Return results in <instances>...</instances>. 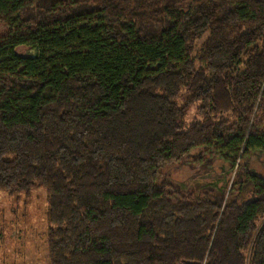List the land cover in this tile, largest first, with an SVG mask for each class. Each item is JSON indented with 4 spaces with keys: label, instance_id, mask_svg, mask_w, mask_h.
<instances>
[{
    "label": "trees",
    "instance_id": "obj_1",
    "mask_svg": "<svg viewBox=\"0 0 264 264\" xmlns=\"http://www.w3.org/2000/svg\"><path fill=\"white\" fill-rule=\"evenodd\" d=\"M0 24V193L44 189L49 264H264V0H0ZM217 158L221 185L164 172Z\"/></svg>",
    "mask_w": 264,
    "mask_h": 264
},
{
    "label": "rangeland",
    "instance_id": "obj_2",
    "mask_svg": "<svg viewBox=\"0 0 264 264\" xmlns=\"http://www.w3.org/2000/svg\"><path fill=\"white\" fill-rule=\"evenodd\" d=\"M8 28L0 24V34ZM205 35L204 38H206ZM202 41H198L200 44ZM19 52L30 55L32 51L18 48ZM184 93V92H182ZM199 102L188 106L183 117V130L195 120H200L197 112ZM249 169L264 178V157L260 154L251 155L246 161ZM234 168L224 160L218 159L208 172L200 170L199 165H171L165 174L182 185L190 186L221 185L230 175L234 178ZM221 176L225 177L221 180ZM47 195L44 189L37 188L30 194L17 193L8 195L0 193V264H49L46 239Z\"/></svg>",
    "mask_w": 264,
    "mask_h": 264
}]
</instances>
